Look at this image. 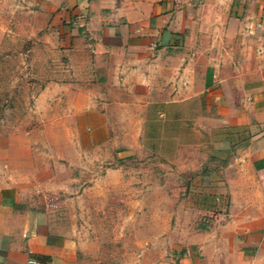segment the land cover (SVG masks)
I'll list each match as a JSON object with an SVG mask.
<instances>
[{
  "label": "crops",
  "instance_id": "1",
  "mask_svg": "<svg viewBox=\"0 0 264 264\" xmlns=\"http://www.w3.org/2000/svg\"><path fill=\"white\" fill-rule=\"evenodd\" d=\"M33 1L48 39L69 59L64 69L78 70L48 82L69 88L62 125L78 138L62 144L65 164L98 182L103 166L107 177L121 175L128 213L142 214L137 228H151L152 212L174 216L154 242L118 260L264 264V0ZM56 96L48 90L36 101ZM136 154L142 174L125 175L119 159ZM152 160L162 169L153 176ZM11 165L0 156V264H124L26 204L32 176ZM152 179L199 183L188 191L162 185L172 206L135 204L132 183Z\"/></svg>",
  "mask_w": 264,
  "mask_h": 264
},
{
  "label": "rangeland",
  "instance_id": "2",
  "mask_svg": "<svg viewBox=\"0 0 264 264\" xmlns=\"http://www.w3.org/2000/svg\"><path fill=\"white\" fill-rule=\"evenodd\" d=\"M36 6L37 1L33 0H0V148L3 150L0 156L12 163L11 167L22 169V176H32L29 183L33 189L28 191L26 204H31L47 219L58 222L60 231L69 227L72 234L80 236L91 250L103 258L125 264L123 258L127 252L140 251L144 239L154 242L167 230L164 225H174V216L170 217L167 213L164 219H160V214L152 212L151 228H137L135 225L139 223L134 221L139 220L142 214L128 213L127 208L132 204L126 199L127 186L120 183L121 175L107 177V166H103L99 169L103 179L98 182L91 175L79 173L78 166L68 168L65 164L62 144L78 138L75 132L64 131L62 125L67 121L63 113L65 94L69 88L65 89L67 86L60 84L48 86V82L74 78L78 70L64 69L69 59L62 50H58L52 38L48 39L50 32ZM48 90L59 96L49 104L46 101L37 102V95ZM48 105L50 111L46 112ZM86 132L84 134L90 133ZM48 143L56 147L47 148ZM28 146L36 148L31 151L26 148ZM166 150H169L167 146ZM154 161L149 166L151 175L162 172ZM140 162L142 160L137 154L119 159V163L125 165V175L128 168L135 174H142ZM93 169L94 166H90L87 173H93ZM167 170L173 172L170 168ZM69 176L76 179L66 185ZM165 183L154 179L147 182L136 180L132 183L134 191L130 195L135 204L148 201L152 209H158L160 203L172 206L175 196L166 199L162 196V185ZM197 183L184 180L167 184L171 191L177 187L188 191ZM148 184L150 188L146 189ZM84 190L87 191L80 201L78 195ZM118 190L122 191V196L120 192L117 198ZM144 190L151 194L150 199L143 196ZM128 220L133 221V228L127 227Z\"/></svg>",
  "mask_w": 264,
  "mask_h": 264
},
{
  "label": "built area",
  "instance_id": "3",
  "mask_svg": "<svg viewBox=\"0 0 264 264\" xmlns=\"http://www.w3.org/2000/svg\"><path fill=\"white\" fill-rule=\"evenodd\" d=\"M212 217H213V218H216V217H217V214L214 213V214L212 215ZM27 264H47V262H46V261H43V260H38V259H35V258H29V259L27 260Z\"/></svg>",
  "mask_w": 264,
  "mask_h": 264
}]
</instances>
